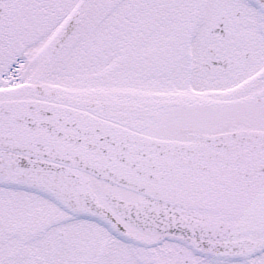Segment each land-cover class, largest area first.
I'll list each match as a JSON object with an SVG mask.
<instances>
[{
    "label": "snow or ice",
    "instance_id": "6c2138e0",
    "mask_svg": "<svg viewBox=\"0 0 264 264\" xmlns=\"http://www.w3.org/2000/svg\"><path fill=\"white\" fill-rule=\"evenodd\" d=\"M0 264H264V0H0Z\"/></svg>",
    "mask_w": 264,
    "mask_h": 264
}]
</instances>
